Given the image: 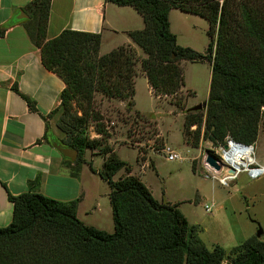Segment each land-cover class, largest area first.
I'll return each mask as SVG.
<instances>
[{
    "label": "trees",
    "instance_id": "16d2710c",
    "mask_svg": "<svg viewBox=\"0 0 264 264\" xmlns=\"http://www.w3.org/2000/svg\"><path fill=\"white\" fill-rule=\"evenodd\" d=\"M131 7L144 28L130 32L132 45L100 55L101 38L65 30L46 40L51 0H34L23 10V26L30 42L40 50L43 67L57 75L65 88L60 104L45 118L42 141H53L77 151L74 162L63 159L71 176L78 177L84 156L104 157L98 176L109 187L114 231L87 226L77 217L79 200L68 203L29 192L8 196L11 223L0 228V264H264V242L251 237L226 252L207 249L188 225L178 205L158 202L131 168L116 156L95 95L134 106L136 65L155 98H170L183 110L185 97L181 62H209L211 79L206 109L186 113L183 131L197 148L201 140L214 147L234 143L253 147L264 114V0H106ZM172 9L203 18L208 23L205 54L177 45L170 31ZM5 29H0V37ZM14 91L18 93L16 86ZM28 110L34 102L21 95ZM57 116L60 137L49 132L47 119ZM91 124L98 138L89 137ZM194 130H191L192 128ZM41 143V141H38ZM93 171L91 164L89 165ZM126 173L117 181L113 178ZM194 170V167H193Z\"/></svg>",
    "mask_w": 264,
    "mask_h": 264
},
{
    "label": "rangeland",
    "instance_id": "374dc122",
    "mask_svg": "<svg viewBox=\"0 0 264 264\" xmlns=\"http://www.w3.org/2000/svg\"><path fill=\"white\" fill-rule=\"evenodd\" d=\"M169 22L170 31L175 35L178 46L200 54L206 53L210 41L206 20L172 9ZM136 52L144 57L140 50L136 49ZM100 53L105 55L108 51L105 52L103 48ZM181 68L184 75L181 95L186 99L183 110L172 105L170 98L158 99L152 95L139 63L136 65L134 78L133 107L127 109V102L108 101L96 94L95 108L102 114L104 125L110 134L107 142L118 159L131 168V174L142 179L155 200L178 205V210L188 225L198 229L197 238L207 249L220 246L228 253L249 238L256 237L259 230V239L264 242V174L253 180L245 172H241L228 187L211 178L212 174L204 168V158L207 154H212L216 147L201 140L198 147L193 148L187 143L192 135L187 138L183 131L184 118L190 112L189 109L208 99L211 66L206 61H182ZM120 103L124 105L120 106ZM56 119L57 116L47 119V123L53 134L60 137ZM194 129L193 127L191 130ZM89 137L98 138L93 124L89 129ZM165 146L180 158L167 161L162 152ZM253 157L258 165L264 167V114L253 146ZM84 160L82 168L85 166L87 174L97 178L94 179L96 187L104 199L103 211L95 216L98 220L105 221V209L110 208L106 190H110L98 176L104 157L96 152H87ZM90 164L93 171L89 168ZM96 170L99 171L94 175ZM224 174L226 173H219L218 177L221 178ZM125 175L122 170L113 179L117 181ZM206 206L211 208V212L205 211Z\"/></svg>",
    "mask_w": 264,
    "mask_h": 264
},
{
    "label": "crops",
    "instance_id": "0c3cea01",
    "mask_svg": "<svg viewBox=\"0 0 264 264\" xmlns=\"http://www.w3.org/2000/svg\"><path fill=\"white\" fill-rule=\"evenodd\" d=\"M32 1L0 0V29H5L0 37V228L12 220L8 196L34 192L63 203L79 200L78 219L112 233L111 207L105 209V221L95 216L103 211L104 200L96 187L97 178L87 174L85 166L78 177H72L64 158L52 144L42 141L44 119L59 106L65 85L43 67L40 50L24 29L27 19L17 18ZM143 28L141 16L131 7H117L106 0H51L46 40L65 30L98 34L101 55L103 48L108 53L126 45L139 50L128 34ZM21 95L34 102L37 113L28 110ZM49 132L53 134L50 126ZM109 193L106 190V197Z\"/></svg>",
    "mask_w": 264,
    "mask_h": 264
},
{
    "label": "built area",
    "instance_id": "2783aa9c",
    "mask_svg": "<svg viewBox=\"0 0 264 264\" xmlns=\"http://www.w3.org/2000/svg\"><path fill=\"white\" fill-rule=\"evenodd\" d=\"M235 145L237 146L232 140L227 139L225 145L222 146H218L214 149L213 153L211 155H213L214 157H216L220 164H221V170L220 171H215L213 168L209 167L205 162H204V168L206 169L207 172L212 174L213 179H217L219 181V183L222 186L228 187L229 184L231 182L234 181V179L232 178V175H236L238 174V171L241 170V172H245L248 177L250 179H258L259 177H261L264 174V167L260 166L257 164V162L255 161L254 157H252L253 159L249 162H245L242 161V167H231L229 166V164L227 163L226 159H225V155H229L232 151V146ZM224 146H226V148H224ZM240 147V146H238ZM162 152L164 153V155H166L165 159L167 161H174L178 158H180V156L174 152L173 150H171L170 148L166 147L162 150ZM227 171V179L226 180H222L220 179V177H218L219 173H222L223 170ZM206 177H208V175H206ZM205 211L211 212V208L206 206L205 207Z\"/></svg>",
    "mask_w": 264,
    "mask_h": 264
},
{
    "label": "water",
    "instance_id": "95a60500",
    "mask_svg": "<svg viewBox=\"0 0 264 264\" xmlns=\"http://www.w3.org/2000/svg\"><path fill=\"white\" fill-rule=\"evenodd\" d=\"M19 20L20 19H28L29 16L25 14L24 10H20V15L17 17ZM206 109V102L201 104V105H197L194 106L192 108L189 109L190 112H197L200 110H205ZM237 146H240L241 148H248L246 146L240 145L235 143ZM52 146L55 150H57V152H59V154L65 158L70 160L71 162H74L77 158L78 152L71 150L69 148H65L62 147L61 145L57 144V142L53 141L52 142ZM224 148H226V146H224ZM204 162L211 168H213L215 171H220L221 170V164L219 162V160L214 157L211 154H207L204 158ZM261 236V230H259V232L257 233L256 237L260 238Z\"/></svg>",
    "mask_w": 264,
    "mask_h": 264
},
{
    "label": "bare ground",
    "instance_id": "6f19581e",
    "mask_svg": "<svg viewBox=\"0 0 264 264\" xmlns=\"http://www.w3.org/2000/svg\"><path fill=\"white\" fill-rule=\"evenodd\" d=\"M253 147H248V148H241L238 146L233 145L232 146V151L229 155H225V159L229 166L231 167H242L243 162H249L253 158ZM243 170V169H241ZM241 170L238 171V174L232 175V178L235 180L237 176L241 173ZM224 174L220 179L226 180L227 179V171L224 169L222 171Z\"/></svg>",
    "mask_w": 264,
    "mask_h": 264
}]
</instances>
